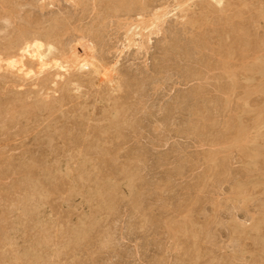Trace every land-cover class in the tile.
Segmentation results:
<instances>
[{"label": "rangeland", "instance_id": "374dc122", "mask_svg": "<svg viewBox=\"0 0 264 264\" xmlns=\"http://www.w3.org/2000/svg\"><path fill=\"white\" fill-rule=\"evenodd\" d=\"M178 1L0 0V50L88 37L114 79L3 86L0 264H264V0Z\"/></svg>", "mask_w": 264, "mask_h": 264}, {"label": "bare ground", "instance_id": "6f19581e", "mask_svg": "<svg viewBox=\"0 0 264 264\" xmlns=\"http://www.w3.org/2000/svg\"><path fill=\"white\" fill-rule=\"evenodd\" d=\"M54 1V0H53ZM178 1V0H177ZM192 0H186L182 3H180L177 9H182L184 5H186L187 3L191 4ZM217 1V0H216ZM220 1V0H219ZM222 1V0H221ZM127 2V0H126ZM159 2V1H158ZM235 2V1H234ZM236 2H240V1H236ZM10 3V2H9ZM124 3V2H123ZM179 3V1H178ZM219 3V2H218ZM241 3H243V1H241ZM240 3V4H241ZM245 4L247 3L246 1L244 2ZM126 4V3H125ZM156 4V3H155ZM231 4V3H230ZM238 4V3H237ZM236 4V5H237ZM240 4H238L237 6H239ZM3 5V4H2ZM244 5V4H243ZM190 6V5H189ZM231 6V5H230ZM236 6V8H237ZM145 8V7H144ZM241 8V7H240ZM129 10V9H128ZM150 10V9H149ZM161 10V9H159ZM255 10V9H254ZM1 11V10H0ZM151 11V10H150ZM172 11V10H171ZM179 11V10H178ZM183 11V10H181ZM125 12V11H124ZM145 12H148L145 10ZM144 11L139 12L141 15L140 16L141 21H143L144 19ZM175 12V11H173ZM177 12V11H176ZM187 12V11H186ZM185 12V13H186ZM251 12V11H250ZM12 13V12H11ZM11 13L10 17H11ZM149 13V12H148ZM146 13V14H148ZM171 12L170 11H165L162 8V11H156L155 13L152 14L151 19V23H149L147 26L143 27L141 26L140 30L138 32H134L128 39V43L133 41V45H137V43L139 44V42H137V40L135 39V36H137V34H139V36L144 37V33L145 30L146 32L148 31V33L146 34V36H148V40H149V36L151 33H153L152 29L154 30L155 28L159 27V22L161 23V21H164L165 18L168 16H170ZM184 13V14H185ZM129 14V13H128ZM172 14V13H171ZM237 14V13H236ZM247 14V13H246ZM3 15V14H2ZM7 15V14H6ZM151 15V14H150ZM182 17L185 15L181 14ZM235 15V14H234ZM147 16V15H146ZM127 17V16H126ZM183 17V18H184ZM237 18L240 16H236ZM181 18V17H180ZM198 20V17H194ZM193 18V20H194ZM260 18V17H259ZM17 19V18H16ZM196 19L194 22H196ZM132 20V19H131ZM149 20V18H148ZM183 20V19H182ZM192 20V21H193ZM240 20V19H239ZM7 21V20H6ZM134 21V20H133ZM144 21H147L144 20ZM143 21V22H144ZM199 21V20H198ZM197 21V23H198ZM209 21V20H208ZM55 22V21H54ZM128 23V22H127ZM196 23V24H197ZM195 24V23H194ZM209 24V23H208ZM225 24V23H224ZM228 24V23H227ZM124 25V24H123ZM132 25V23H131ZM205 25V24H204ZM138 26V24H137ZM140 26V24H139ZM207 26V25H206ZM60 28V27H59ZM63 28V27H62ZM132 28V27H131ZM134 28V27H133ZM136 28V27H135ZM134 28V29H135ZM31 29V28H30ZM162 29V28H161ZM20 30V27H19ZM33 30V29H32ZM159 30V29H158ZM22 31V30H21ZM26 31V30H23ZM37 32V31H36ZM39 32V31H38ZM210 32V31H209ZM57 33V32H56ZM223 33V32H222ZM4 34V33H2ZM27 34V32H26ZM54 34V33H52ZM50 33V35L48 34V38L49 39V43L48 46H46V43L40 39V36H27L25 35V33L23 35H21L18 40L17 37L16 38H11L12 41L7 44V48L5 50H0V73L2 71H5L8 73V75H1L0 74V95H4V91H2L3 86H6L8 83L11 84V87H17V88H22L23 83L17 82V77L23 79V80H30V79H34V78H40L43 74L47 73L50 70H54L55 72L51 74L52 78H50V76H46L44 79L40 78L39 80V84L38 82L35 83L33 85L35 86H39L41 88H49V85L51 83H53L54 85L58 84L60 80H64V78L67 75H70V80H75L77 79V71L81 70H92L94 71V73L99 77L100 81L104 82V81H108V83L113 82L114 79L112 78V73H110V71L108 68H106V66L100 65L96 55H95V48L94 45L89 39L88 37H83V38H79L80 40L77 42V44H75L69 51L64 52L61 55H55L54 54V50L56 49L54 46V43L56 42L57 39L53 38L54 35H52ZM59 34V33H58ZM57 34V35H58ZM83 34V33H82ZM85 34V33H84ZM251 34V33H250ZM16 35V34H14ZM52 35V36H51ZM19 36V35H18ZM103 36V34H102ZM56 37V35L54 36ZM50 38H52L53 40H50ZM57 38V37H56ZM61 38V37H60ZM92 38V37H91ZM90 38V39H91ZM143 39V38H142ZM75 40V39H73ZM224 40V39H223ZM259 40V39H258ZM51 41V42H50ZM2 43V42H1ZM107 43V42H106ZM64 44V43H63ZM150 44V43H149ZM251 44V43H250ZM249 44V45H250ZM108 45V44H107ZM214 45V44H213ZM96 46V45H95ZM143 46V45H142ZM47 47V48H46ZM135 47V46H134ZM68 48V46H67ZM109 49V48H108ZM232 49V48H231ZM233 50V49H232ZM57 51V50H56ZM100 51V50H99ZM140 51V49H139ZM146 51V50H145ZM119 52V51H118ZM142 52V51H141ZM246 52V51H245ZM249 52V51H248ZM60 53V52H59ZM254 53V52H252ZM158 54V53H157ZM238 54V53H237ZM251 55V54H249ZM108 57V56H107ZM249 58V57H248ZM26 59L28 60H32L31 62L33 63L32 65L28 64L26 62ZM243 60V59H242ZM250 60V59H249ZM157 61V60H156ZM136 62V61H135ZM246 62V61H245ZM113 67V66H112ZM219 67V66H218ZM154 68V67H153ZM244 69V68H243ZM131 70V69H130ZM75 72V74H73ZM122 72V71H121ZM206 73V72H205ZM141 74V73H140ZM9 75H14L13 78L12 76ZM246 75V74H245ZM17 76V77H16ZM44 76V75H43ZM137 76V75H136ZM129 77V76H128ZM18 78V79H19ZM94 78V76H93ZM208 78V77H207ZM42 79V81H41ZM96 79V78H95ZM37 80V79H36ZM104 80V81H103ZM157 80V79H156ZM38 81V80H37ZM95 82V81H94ZM99 82V81H98ZM130 82V81H129ZM61 83V82H60ZM73 83V82H72ZM75 83V81H74ZM79 83V82H78ZM42 85V86H41ZM111 85V84H110ZM144 85V84H143ZM154 85V84H153ZM85 86V85H84ZM138 86V85H137ZM124 87V86H123ZM46 88V89H47ZM131 88V87H130ZM94 89V88H93ZM144 89V88H143ZM232 90L230 91H236V89L231 88ZM5 90V87H4ZM42 90V89H41ZM45 90V89H43ZM49 90V89H48ZM229 90V89H228ZM227 90V91H228ZM10 91V90H9ZM16 91V90H15ZM89 91V90H88ZM93 91V90H92ZM203 91V90H202ZM224 91V89H223ZM12 92V91H11ZM48 92V91H47ZM54 92H57V90H54ZM8 93V92H7ZM23 93V92H22ZM21 93V94H22ZM20 94V92H16V94L14 96H12V100L9 101L10 99H7L8 102L11 104L12 102L15 101H21L24 103V101L26 102V99L24 97H22V95ZM60 94V93H59ZM47 98L49 97L48 94ZM45 95V96H46ZM67 95V94H66ZM135 95V94H134ZM31 96V95H30ZM52 96V95H50ZM8 97V96H7ZM43 97V96H42ZM60 96L58 95V98ZM54 98V97H53ZM55 98L56 100H59V102L61 101V99L59 98ZM137 99V98H136ZM144 99V98H143ZM28 100V99H27ZM63 100V99H62ZM158 101V100H157ZM28 102V101H27ZM17 103V102H16ZM64 101L61 102V105L59 107H63L65 105ZM4 104V103H3ZM15 104V103H14ZM8 105V103H7ZM17 105V104H16ZM29 105V103H28ZM26 105L25 108H29L30 107ZM53 105V104H52ZM88 105V104H87ZM6 106V105H5ZM15 106V105H14ZM31 106V105H30ZM106 106V105H105ZM20 107V106H19ZM32 107V106H31ZM23 108V107H22ZM100 108V107H99ZM14 107L11 109L13 111ZM10 110V111H11ZM26 110V109H25ZM33 110V109H32ZM37 110V109H36ZM70 110V109H69ZM11 111V112H12ZM55 111V110H54ZM116 111V110H115ZM35 112V111H34ZM57 112V111H56ZM8 113V111L6 112ZM10 113V112H9ZM14 113V112H13ZM32 113V112H30ZM3 114V113H2ZM12 114V113H11ZM35 115V114H34ZM31 116V114H30ZM48 116V115H47ZM5 117V116H4ZM1 118V117H0ZM3 119V118H2ZM12 120V119H11ZM16 120V119H15ZM4 121V120H3ZM31 121V120H30ZM29 122V121H28ZM6 123V122H5ZM12 123V122H11ZM18 123V122H17ZM89 123V122H88ZM26 124V123H25ZM28 124V123H27ZM113 124V123H112ZM2 125V124H1ZM34 125V124H33ZM73 125V124H72ZM15 126V124H14ZM17 126V125H16ZM23 126V125H22ZM89 127V126H88ZM76 129V128H75ZM36 130V129H35ZM32 131V130H30ZM34 131V130H33ZM50 131V130H49ZM28 131L25 130L24 133H26ZM116 132V131H115ZM122 133V132H121ZM29 134V133H28ZM93 137V136H92ZM53 140V139H52ZM55 141V140H54ZM58 141V140H57ZM254 141V140H253ZM12 142V141H11ZM58 143V142H57ZM111 143V142H110ZM235 143V141H234ZM241 143V142H240ZM2 144V143H1ZM23 145V144H22ZM234 145V144H233ZM26 147V146H25ZM60 148V147H58ZM4 149V148H3ZM3 152V151H2ZM247 155V154H246ZM60 156V155H59ZM251 156V155H250ZM258 156V155H257ZM15 157V156H14ZM256 157V156H255ZM10 163V162H9ZM15 165V164H14ZM36 165V164H35ZM28 167V166H27ZM35 168V167H33ZM37 168V167H36ZM25 171V170H24ZM26 175V174H25ZM62 175V174H61ZM34 176V175H33ZM35 177V176H34ZM61 178V177H60ZM42 187V186H41ZM39 193V192H38ZM43 198V197H42ZM49 199V198H48ZM29 202V201H28ZM35 205V204H34ZM97 213V211H96ZM90 214V213H89ZM27 220V219H26ZM47 226V225H46ZM43 228V227H42ZM68 229V228H67ZM69 230V229H68ZM43 232V231H42ZM41 232V233H42ZM26 235V234H25ZM36 236V235H35ZM7 238V237H6ZM47 239V238H46ZM14 241V240H13ZM54 241V240H53ZM37 242V241H36ZM25 245V244H24ZM47 248V247H46ZM59 249V248H58ZM41 252V251H40ZM20 257V256H19ZM17 262V261H16Z\"/></svg>", "mask_w": 264, "mask_h": 264}]
</instances>
